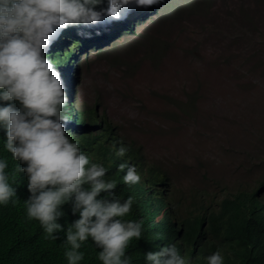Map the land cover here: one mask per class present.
<instances>
[{
  "label": "clouds",
  "instance_id": "1",
  "mask_svg": "<svg viewBox=\"0 0 264 264\" xmlns=\"http://www.w3.org/2000/svg\"><path fill=\"white\" fill-rule=\"evenodd\" d=\"M170 1L0 0L3 147L19 162L15 172L26 176L27 219L38 220L47 239L56 240L64 231L67 264H79L82 245L92 243L102 264H131L137 254L145 264H224L220 250L186 240L183 214L169 197L175 194L170 172L149 159L142 146L143 156H132V140L119 128L104 130L111 122L98 104L83 100L76 76L82 50L92 48L82 61L86 68L98 50L129 38L180 0ZM88 106L96 109L91 123ZM140 162L166 175L157 184L161 189ZM6 169L8 160L0 156V205L16 203ZM259 182L264 180L220 197L257 190L264 200Z\"/></svg>",
  "mask_w": 264,
  "mask_h": 264
},
{
  "label": "rangeland",
  "instance_id": "2",
  "mask_svg": "<svg viewBox=\"0 0 264 264\" xmlns=\"http://www.w3.org/2000/svg\"><path fill=\"white\" fill-rule=\"evenodd\" d=\"M261 1L210 0L205 12L173 16L159 58L124 49L85 68L90 48L77 59L83 100L167 167L179 195L264 180Z\"/></svg>",
  "mask_w": 264,
  "mask_h": 264
},
{
  "label": "trees",
  "instance_id": "3",
  "mask_svg": "<svg viewBox=\"0 0 264 264\" xmlns=\"http://www.w3.org/2000/svg\"><path fill=\"white\" fill-rule=\"evenodd\" d=\"M209 2L210 0H180L171 4L129 38L98 50L87 60L86 66L124 49L128 51L143 48L146 49V54L154 58L161 57L169 47L162 36L169 19L173 16L177 18L183 12L187 14L205 12ZM192 103L190 104L193 105ZM96 104L97 102L94 103ZM87 110L88 122L91 123L92 114L96 109L88 106ZM94 118L98 121V113H95ZM112 128L120 129L121 125L114 126L106 122L104 130ZM3 138H5L4 130L0 129V156L8 160L6 171L9 172L10 182L14 183L17 197H14L15 204L10 201L6 205H0V264H67L63 255L64 231L58 233L56 240L47 239L39 221L27 219L24 204V199L29 195L27 179L23 172L19 174L15 172V164L19 162L14 161L11 154L4 149ZM131 140L129 153L138 160L143 156L141 146L134 138ZM157 164L168 170L161 163ZM139 166L143 171L148 170L154 176L153 185H157L162 177H166L158 166L146 168L141 162ZM168 167L171 168L169 165ZM165 169L163 170L169 174V170ZM222 185L224 184L222 183L213 192L204 190L206 188L201 190L192 187L184 196L179 195L177 190L175 194L170 192V200L174 201L176 209L183 214L186 240L189 243L204 244L214 250H220L224 255V264H264V200L258 198L257 190L220 197L227 186ZM161 187L156 186L157 189ZM259 187L264 189V182H259ZM61 220L60 218L59 222L66 228L68 223ZM81 250L85 255L79 264H102L97 258L99 249L93 243L82 245ZM186 251L191 254L190 248ZM131 264H145V262L143 257L137 254Z\"/></svg>",
  "mask_w": 264,
  "mask_h": 264
},
{
  "label": "bare ground",
  "instance_id": "4",
  "mask_svg": "<svg viewBox=\"0 0 264 264\" xmlns=\"http://www.w3.org/2000/svg\"><path fill=\"white\" fill-rule=\"evenodd\" d=\"M174 0H171L170 2H173ZM165 3H167V2H165ZM240 20V19H239ZM258 24V23H257ZM256 24V25H257ZM76 95L78 96V94L76 93ZM79 97V96H78ZM76 101H79L77 98L75 99Z\"/></svg>",
  "mask_w": 264,
  "mask_h": 264
}]
</instances>
